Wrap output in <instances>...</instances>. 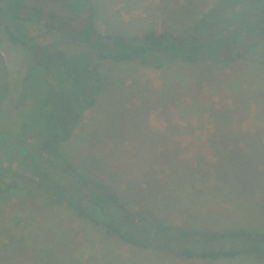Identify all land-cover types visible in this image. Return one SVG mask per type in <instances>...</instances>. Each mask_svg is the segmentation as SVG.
<instances>
[{"label": "rangeland", "instance_id": "374dc122", "mask_svg": "<svg viewBox=\"0 0 264 264\" xmlns=\"http://www.w3.org/2000/svg\"><path fill=\"white\" fill-rule=\"evenodd\" d=\"M35 2L66 9L61 0H27ZM91 4L84 17L101 34L125 36L177 32L205 15L209 19L238 10L227 0ZM34 31L40 71L28 51L0 35L7 68L0 89V129L14 131L34 152L57 151V165L69 166L85 182L102 181L142 218L207 231L264 230V66L174 64L153 71L107 64L105 82H113L115 95L104 93L94 108L85 110L59 148L65 137L53 129L59 98L50 79L44 84L43 68L53 67L54 56L89 63L90 54L67 36ZM42 106L51 116L41 114ZM20 110H26L25 118L17 124ZM10 199H0V264H26L28 245L40 256V264H72V255L81 264H186L133 253L105 240L74 217L69 200L54 188L38 193L26 187ZM46 199L52 206L44 205ZM217 264L264 262L246 256Z\"/></svg>", "mask_w": 264, "mask_h": 264}, {"label": "trees", "instance_id": "16d2710c", "mask_svg": "<svg viewBox=\"0 0 264 264\" xmlns=\"http://www.w3.org/2000/svg\"><path fill=\"white\" fill-rule=\"evenodd\" d=\"M61 1L66 9L52 10L39 2L30 5L27 0H0L1 37L28 51L38 69L40 49L34 36L36 29L67 36L90 54L89 63L78 57L65 60L54 56L53 67L43 68L44 84L50 79L59 98L57 126L53 128L65 134L59 148L67 142L85 110L94 108L104 93L115 95L113 82H105L107 64L122 67L134 64L153 71L174 64L229 68L243 62L264 66V0H227L238 6L228 16L227 10L209 19L205 15L177 32L148 31L133 36L101 34L92 19L84 17L91 11V0ZM48 111L45 107L41 114L51 116ZM25 112L17 111L14 122L20 124ZM13 132L0 129V199L9 200L26 187L38 193L54 188L69 200L70 212L76 219L92 226L105 240L125 245L130 252L156 254L186 264H217L246 256L264 262V230L207 231L142 218L102 181L92 184L83 181L69 172V166L55 163L54 158L59 157L57 151L34 152ZM43 203L52 206L47 199ZM13 238L16 239L15 235ZM26 249L24 263L40 264L33 246ZM71 263L82 262L72 255Z\"/></svg>", "mask_w": 264, "mask_h": 264}, {"label": "water", "instance_id": "95a60500", "mask_svg": "<svg viewBox=\"0 0 264 264\" xmlns=\"http://www.w3.org/2000/svg\"><path fill=\"white\" fill-rule=\"evenodd\" d=\"M6 78H7V68L5 65L4 57L0 52V88L4 84Z\"/></svg>", "mask_w": 264, "mask_h": 264}]
</instances>
